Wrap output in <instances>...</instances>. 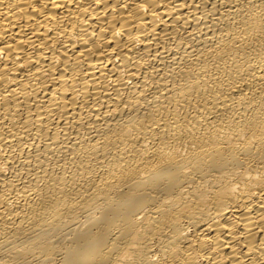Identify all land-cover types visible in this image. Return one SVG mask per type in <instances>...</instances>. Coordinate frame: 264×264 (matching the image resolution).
<instances>
[{"label":"bare ground","instance_id":"1","mask_svg":"<svg viewBox=\"0 0 264 264\" xmlns=\"http://www.w3.org/2000/svg\"><path fill=\"white\" fill-rule=\"evenodd\" d=\"M0 264H264V0H0Z\"/></svg>","mask_w":264,"mask_h":264}]
</instances>
